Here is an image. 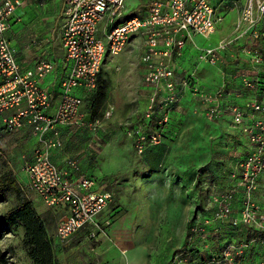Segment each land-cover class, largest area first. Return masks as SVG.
Returning a JSON list of instances; mask_svg holds the SVG:
<instances>
[{
    "label": "built area",
    "instance_id": "1",
    "mask_svg": "<svg viewBox=\"0 0 264 264\" xmlns=\"http://www.w3.org/2000/svg\"><path fill=\"white\" fill-rule=\"evenodd\" d=\"M127 2L66 0L61 42L67 73L54 95L41 82L54 72L55 64L45 60L33 69L23 70L18 50L8 38L13 24L22 22L18 10L25 6V0H0V115L6 132L18 133L29 128L39 144L32 160L23 162L30 188L48 208L67 207L68 213L56 229L60 241H69L82 231H87L88 237L94 239L103 231L98 217L112 203L113 194L99 191L92 175L71 176L53 161L52 154L64 146L63 128L85 125L83 102L97 89L106 58L118 56L131 38L140 36L143 85L149 103L147 125L154 115L179 102L183 93H190L207 120H219L228 114L232 129L240 133L248 147L233 175L236 183L226 192L211 197L206 208L210 216L199 217L188 227L187 246L173 256L170 264H264V210L255 198L258 180L264 173V100H253L245 106H225L223 98L228 76L224 73L223 83L216 91L200 88L195 75L177 82L174 59L183 56L189 43L194 44L195 36L209 38L216 32L217 24L222 21L216 8L209 0H151L141 16L127 19L131 13ZM263 25L264 0H243L233 35L211 47L197 49L198 59L218 66L233 50L237 60H244L254 68L260 66L263 63ZM244 84L250 89L255 87L248 79ZM77 90L84 95H76ZM169 119L168 113L163 114L159 128L154 131L141 126L129 131L140 155L160 144ZM97 124L99 120L89 126ZM68 166L75 174L81 171L76 160H69ZM239 197L240 209L236 212ZM106 225L111 223L108 221ZM226 225L240 228L244 237L227 242L218 254H201L203 250L199 249L194 261L189 262L191 248ZM253 248L258 249L259 255L247 262Z\"/></svg>",
    "mask_w": 264,
    "mask_h": 264
},
{
    "label": "rangeland",
    "instance_id": "2",
    "mask_svg": "<svg viewBox=\"0 0 264 264\" xmlns=\"http://www.w3.org/2000/svg\"><path fill=\"white\" fill-rule=\"evenodd\" d=\"M209 2L216 8L222 21L209 38L195 36L196 47L189 43L184 49L183 58L176 64L177 82L188 75H195L200 88L205 91H211L204 88L205 81L211 88H217L218 76L215 73L220 75L221 68L220 64L212 66L201 62L197 49L211 47L220 39L231 37L243 5V0ZM25 3L28 8L23 21L13 24L8 38L21 50L23 60L32 63L51 56L50 49H46L51 42V34L58 46V27H53L61 23L62 0H26ZM127 3L130 12L140 7L141 0H128ZM24 9L18 10L20 15ZM35 39L38 43L33 45L32 41ZM142 45V37L135 36L122 53L108 56L104 63L105 91L95 117L99 124L96 127L89 126L94 117L88 113L90 103L86 100L82 107L85 125L63 131L64 146L55 153V161H78L85 170L93 169L94 178L99 180V184L105 177L114 178L108 188V192L113 194V201L100 216L103 231L97 234V240H88L82 236L83 241L78 245L75 244L78 238L60 241L55 232L58 222L65 214L58 218L50 237L61 264H170L173 251L181 246L179 236L188 218V211L181 208L180 201L184 205L190 202L189 218L195 217L197 208H202L206 201L204 198H208V191H211L215 183L209 178L213 180L219 171L230 170L240 157L239 143L243 139L235 133L233 136L229 134L230 131L236 132L232 129L231 121L227 124L226 121L220 122L221 118L207 120L200 104L190 93H183L179 102L170 104L161 113L154 115L152 123L147 127L148 121L145 118L149 103L148 92L143 85L144 70L140 62ZM262 49L264 50V42ZM228 56L226 59L229 58L232 63L237 60L233 51ZM243 62L246 63L238 59L236 65L247 70L248 63ZM250 75L254 80L262 78L263 64L255 74ZM52 85L53 83L50 86ZM166 113L170 119L165 136L160 144L140 155L134 146V139L128 135L129 131L138 126L154 131ZM1 121L0 175L11 172L21 188V197L32 201L42 214L49 208L30 188L28 175L23 171L24 160L33 158L37 140H31L28 136L17 139L16 133L3 130ZM213 123L224 129L220 135H217V131H210ZM222 153L233 154V158L221 161ZM206 173L209 175L203 181L201 176ZM185 179H189V185L187 182L185 184L190 193V201L186 196L181 197V189H176L177 185H183L181 181ZM17 202L16 195L11 194L8 201L0 205V217L15 208ZM261 206L264 210V206ZM50 210L58 214L64 209L60 206ZM108 221L111 223L109 226L106 225ZM115 231L123 235V241L128 242L127 245L118 248ZM244 235L240 228L226 225L218 233H211L199 241L193 248L202 249L201 254L218 253L227 242L239 240ZM22 236L21 229H12L0 241V249L8 252L9 264H33L22 246ZM131 247L139 249L132 257L130 253L134 250ZM247 256V262H252L256 258L255 250ZM195 257L197 254L193 253L189 262L194 261Z\"/></svg>",
    "mask_w": 264,
    "mask_h": 264
},
{
    "label": "crops",
    "instance_id": "3",
    "mask_svg": "<svg viewBox=\"0 0 264 264\" xmlns=\"http://www.w3.org/2000/svg\"><path fill=\"white\" fill-rule=\"evenodd\" d=\"M25 2H26V0H25ZM65 2H66V0H62V6H61V11H60L61 23H58V25L55 24V26L53 27L54 29L56 27H58V46L56 45L57 42H55L54 35L51 34V36H52V39L50 38L51 39V42H49V45L46 47V49L47 48L50 49L51 56L45 57V58H40V59H38L36 61H33L32 63H27L28 61L26 62L25 60H23V54H22L21 50L16 46V48L18 50V57H19V60H20V64H21V67H22L23 70L33 69L39 62L45 61V60L52 61L55 64V70H54V72L52 74H50L49 76H47L41 82L42 86L44 88L48 89V90H52L51 88L53 86L54 87L55 86L57 87L59 85L62 77L65 76L66 73H67V68H66V54H65V50L63 48L62 42H61V29H62V26L64 24V15H63V12H64V8H65ZM24 8L25 9L23 10V13H21V15L19 13V15L22 17V21H23V18H24L23 16H25L26 10L28 8L27 5H26V3H25ZM37 43L38 42H36V39L34 41H32V44L33 45L34 44H37ZM25 51L27 53L26 48H24V52ZM232 51L230 53H227L226 54L224 63L223 64H220V68H221L220 75L217 72L215 73L218 76V80H217V85L218 86H217V88L214 89L213 86H212V88H213L212 89L210 85H207V83L205 81V78H203L204 81H205V83H204L203 86L207 90L216 91L221 86V81H222V77H223V73H224V74H226V76H228V79L226 78L227 79L226 80L227 85H226V88L224 90L225 91L224 92V98H223L224 105L225 106H230V105L245 106V104H247L250 101L258 100L256 98L257 97V94H256L255 87L252 88V89L246 87L245 84H244V80L247 77V78L251 79V81H254L253 76L250 75V73L251 74H255L258 71V67L259 66L256 67V68H254L250 64H246V63L243 62L244 64H246L248 66L247 67V70L245 68L244 69L240 68L238 65H236L237 64V60H234L233 63H232V62L229 61V58H228V60L226 59L228 55H231L232 54ZM28 53H30V52H28ZM183 56H184V54H183ZM183 56L182 57H177V58L174 59L175 70H176L177 61L179 59L183 58ZM107 58H106V60H107ZM106 60H105V62H106ZM231 64H232V66H231ZM141 66H142V64H141ZM142 70H143V66H142ZM142 77H143V75H142ZM244 77H245V79H244ZM52 83H53V85L50 86ZM238 87H240V88H238ZM76 95H84V93L81 90H77L76 91ZM263 100H260V101H263ZM204 117H205V115H204ZM230 120H231L230 116L228 114H224V116L220 119V122L221 121H226L227 124H228V123H230ZM213 124H214V126L211 127V130L210 131L211 132H214V133L217 131L218 132L217 135H220L221 134V130H224V129L220 125L218 127V124H216V123H213ZM64 130L65 129H62L61 130L62 138H64L63 137V131ZM233 133H235L238 137H242L239 132H233V131H230L229 132V134L232 135V136H233ZM16 136H17V139H19L21 137H24V136H28V137L31 138V140L36 141L34 139V137L32 136L29 128H26V129H24V130L16 133ZM242 139H243V137H242ZM63 141H64V139H63ZM36 144L38 146V142ZM239 145L241 146L240 157L238 158L237 163L235 164V166H232V168L230 170H228V171H223V172L219 171V174L213 180H212V178H209L210 181H214L215 183L212 186L211 191L210 190L208 191V193L210 192L208 198L207 199L204 198V200H206V201H204V205L202 207L208 208L209 207V203H210V199H211V197L213 195L221 194V193L226 192L227 190H229L236 183L237 179L234 178L233 175H234V173L237 172V167H238L239 161L242 160L246 156L247 148H248L244 139L242 140L241 143H239ZM57 151H59V150H56V151L53 152L52 159L54 160V162L60 168H62L63 170H67L71 176L74 175L75 177L76 176L79 177L81 175H85V174L87 175L88 174V175H92L94 177V175H93V173H94L93 172V169H91V170L90 169L89 170H85L81 166V164H79L80 165V169H81L80 173L75 174L69 168V166H68V161L69 160H65L64 162H62V161H59V160L56 159V161H55L54 158H55V153ZM221 158H222L221 161H225L226 159L231 160V158H233V154L227 155L225 153L224 154L222 153ZM222 165H220V167ZM208 175H209L208 173L203 174L201 176L203 178H201V179L204 181L208 177ZM105 178H107V177H105ZM96 180H97V183H98V190L99 191H105V190H103V187L101 186V184H99V180L98 179H96ZM181 182H182L183 185L182 186L177 185V188L176 189H181L182 190V196L181 197L185 198L184 196H186L187 199L190 201V193H188V189H187V186L185 184V182H187V185H189V179L188 180L185 179V180H183ZM178 184H179V182H178ZM258 186L259 187H258V190H257V192L255 194V198H256L257 202H259V204H262L264 206V173L260 176V178L258 180ZM105 192H107V191H105ZM240 200H241L240 197L237 198V201H236V204H235V211L236 212H238L239 209H240ZM179 205L181 206L182 209H184V210L187 209V211H188L187 212L188 218L186 220L187 223L184 222V226H183V228L181 230V233H180V236H179V242H180L181 246H180V248H178L175 251H173L169 262L172 261L173 256L179 250L184 249L186 247V245H187V226H188L189 221L191 219H193V217L191 219L189 218L190 215H191V212H190V208H191L190 202H188L186 205H184L180 201V204ZM182 205H184V206H182ZM58 207H60V206H58ZM61 207L64 210H63V212H60L58 214L61 215V216H63L65 214L64 216H66L67 213H68L67 207H65V206H61ZM100 216L98 217V221L102 224V222L100 220ZM109 233L110 232H108V234ZM114 235H115L114 237H115V241H116V244H117L118 248H122L124 245H127L128 242L126 243L125 241H123L124 240L123 239V235L117 234V231L114 232ZM82 236H85L88 240H93V239H89V237H87L88 236V232L87 231H82L78 235H76L75 237H73V238H78L77 239V242L75 243L76 245H78L80 242L83 241ZM97 239H98V237L96 239H94V240H97ZM132 248L133 247H131V249ZM131 249H129V250H131ZM133 250L135 252L132 251L130 253V256L131 257L139 251V249H136L135 250L134 248H133Z\"/></svg>",
    "mask_w": 264,
    "mask_h": 264
},
{
    "label": "trees",
    "instance_id": "4",
    "mask_svg": "<svg viewBox=\"0 0 264 264\" xmlns=\"http://www.w3.org/2000/svg\"><path fill=\"white\" fill-rule=\"evenodd\" d=\"M151 0H141L140 7L138 9H133L131 11L128 18H133L137 16H141L146 11V7L148 2ZM261 31L264 32V25L261 27ZM264 42V41H263ZM263 56V66H264V50H262ZM261 64V65H262ZM255 84L256 93H260L263 95L258 96V100L264 99V76L261 78H257V80L251 81ZM52 93L57 95L59 90V85L51 88ZM105 91V80H104V68L101 74L98 77L97 89L95 92L86 98L89 100V109L88 113L94 117L91 118L89 123L95 122L98 119L95 118L97 116L101 101L104 97ZM0 120H2V116L0 115ZM2 122V121H1ZM152 121L149 122L147 127L150 126ZM169 123V122H168ZM167 123V124H168ZM167 124H165L164 129L162 131V137H164L167 131ZM156 128H159L157 126ZM67 129V128H63ZM3 130L5 131V127L3 126ZM148 131V130H147ZM149 149V148H148ZM147 149V150H148ZM146 150V151H147ZM145 151V152H146ZM146 176L145 178H147ZM113 176H109L108 178H104L100 183L103 187V190L108 191V188L112 185L111 179ZM116 182V181H114ZM11 194H15L18 202L15 208L4 214L0 217V241L3 239L7 232H10L12 229H21L23 232L22 236V246L27 252L29 259L33 262V264H61L57 253L55 251V247L52 243L50 233L55 229L57 220L61 216L59 214H55L54 211L46 210L42 214L38 212L36 206L32 201H28L21 197V188L15 178V176L11 172H4L0 175V205L5 204L8 201V198ZM210 216V211H207L204 207L197 208V215L193 217L188 223V227L194 223L199 217H208ZM221 228L223 226H220ZM57 229V227H56ZM56 233V232H55ZM187 246V245H186ZM197 245L193 246L196 247ZM191 248V253L199 254V248ZM223 247L218 251L220 253ZM255 250L256 256L259 255L258 249L253 248L250 252ZM216 253V254H218ZM0 264H9L8 261V252L2 251L0 249Z\"/></svg>",
    "mask_w": 264,
    "mask_h": 264
}]
</instances>
